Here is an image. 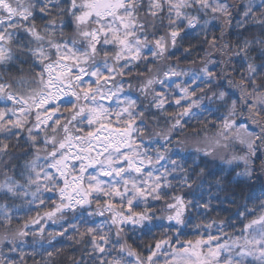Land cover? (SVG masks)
<instances>
[{
	"label": "snow or ice",
	"instance_id": "obj_1",
	"mask_svg": "<svg viewBox=\"0 0 264 264\" xmlns=\"http://www.w3.org/2000/svg\"><path fill=\"white\" fill-rule=\"evenodd\" d=\"M262 177L264 0H0V264H264Z\"/></svg>",
	"mask_w": 264,
	"mask_h": 264
},
{
	"label": "trees",
	"instance_id": "obj_2",
	"mask_svg": "<svg viewBox=\"0 0 264 264\" xmlns=\"http://www.w3.org/2000/svg\"><path fill=\"white\" fill-rule=\"evenodd\" d=\"M216 35L217 36L219 35V31L218 30L216 31ZM226 39H228V37H226ZM186 66H187V63L186 62L185 63H181V67H186ZM197 127H199V126H197ZM205 131H206V134L208 136H213L215 134L216 129L215 128H209V129H206ZM204 134H205L204 132L201 133L202 136ZM12 151L14 153H16V152H18L20 150L13 149ZM258 163H259V161H257V164ZM242 168H243V165L241 164L240 168L239 169H236V171H240V170H242ZM233 175H234V173H233ZM262 188H264V177H262L260 181H257L255 184H253L252 187H251V189H249L248 187H243L242 186V190L240 188H236L234 190H235L236 196L238 198H241L242 199L243 195L248 194L250 191H254L257 196L260 195V192H261V189ZM223 195H224V193H221V196H223ZM213 204L215 206L216 205V201H213ZM32 214L35 215V213H32ZM216 216H217V212L214 211V212H212V213L209 214V219L215 218ZM226 216H227V213L226 212H222V211L219 212V218L220 219H223ZM97 219H99V218H97ZM0 231H2V229H0ZM73 254H75V256L78 258L79 255H80L79 250L77 249L74 253H73L72 250H69L68 253H67V255H64V256H62L60 258V264H71V261L68 259V257L71 256V255H73ZM29 264H30V262H29Z\"/></svg>",
	"mask_w": 264,
	"mask_h": 264
}]
</instances>
